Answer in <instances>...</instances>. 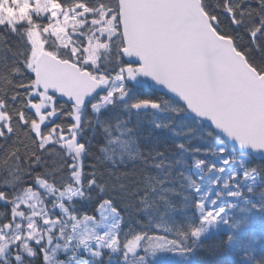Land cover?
<instances>
[{
    "label": "snow or ice",
    "instance_id": "snow-or-ice-1",
    "mask_svg": "<svg viewBox=\"0 0 264 264\" xmlns=\"http://www.w3.org/2000/svg\"><path fill=\"white\" fill-rule=\"evenodd\" d=\"M0 264H264V0H0Z\"/></svg>",
    "mask_w": 264,
    "mask_h": 264
},
{
    "label": "trees",
    "instance_id": "trees-1",
    "mask_svg": "<svg viewBox=\"0 0 264 264\" xmlns=\"http://www.w3.org/2000/svg\"><path fill=\"white\" fill-rule=\"evenodd\" d=\"M85 163H86V164H87V163H92V161L89 160V161H86ZM93 210H94L93 208H89V209H88V211H89L90 213H91Z\"/></svg>",
    "mask_w": 264,
    "mask_h": 264
}]
</instances>
